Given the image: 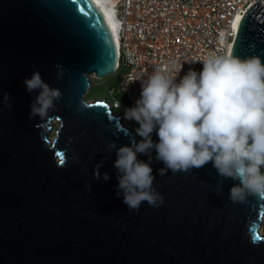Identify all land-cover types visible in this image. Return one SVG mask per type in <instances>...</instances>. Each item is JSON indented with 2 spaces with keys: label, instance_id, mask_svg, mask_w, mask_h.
<instances>
[{
  "label": "water",
  "instance_id": "obj_1",
  "mask_svg": "<svg viewBox=\"0 0 264 264\" xmlns=\"http://www.w3.org/2000/svg\"><path fill=\"white\" fill-rule=\"evenodd\" d=\"M240 23L231 55L264 63V11L255 3ZM116 54L92 0H0V264H264V199L232 203L240 181L221 177L211 161L161 176L153 148L163 202L128 210L114 162L120 147L139 142L105 98H84L88 76L113 74ZM36 70L62 93L44 120L30 118L40 90L24 84Z\"/></svg>",
  "mask_w": 264,
  "mask_h": 264
},
{
  "label": "clouds",
  "instance_id": "obj_2",
  "mask_svg": "<svg viewBox=\"0 0 264 264\" xmlns=\"http://www.w3.org/2000/svg\"><path fill=\"white\" fill-rule=\"evenodd\" d=\"M198 62L202 71L189 70L178 83L163 69L132 80L142 81L141 97L126 109L125 118L139 123L137 134L143 139L120 147L114 162L129 211L138 212L142 202L152 207L163 202L153 187V148L156 160L165 165L158 170L161 176L169 170L187 173L211 161L221 177L240 181L230 189L232 203H244L249 196L264 199V63L258 56L215 53ZM55 67L57 79H62V66ZM24 84L29 92L40 90L30 118L44 120L62 98L61 91L45 83L38 70ZM4 101L12 107L8 94ZM157 127L159 142L154 143L150 134ZM107 147L111 151L116 144L110 141ZM138 153L148 155V162L138 161ZM103 162L95 166L94 179H100ZM103 179L109 175L104 173ZM86 187L91 191V185Z\"/></svg>",
  "mask_w": 264,
  "mask_h": 264
},
{
  "label": "built area",
  "instance_id": "obj_3",
  "mask_svg": "<svg viewBox=\"0 0 264 264\" xmlns=\"http://www.w3.org/2000/svg\"><path fill=\"white\" fill-rule=\"evenodd\" d=\"M108 1L116 26L118 80L107 101L116 114L140 99L142 81L134 78L147 79L154 69H163L178 83L189 70L199 73L203 65L198 61L209 54H232L237 15L243 18L255 3L264 11V0Z\"/></svg>",
  "mask_w": 264,
  "mask_h": 264
},
{
  "label": "rangeland",
  "instance_id": "obj_4",
  "mask_svg": "<svg viewBox=\"0 0 264 264\" xmlns=\"http://www.w3.org/2000/svg\"><path fill=\"white\" fill-rule=\"evenodd\" d=\"M116 79H117V74L115 73L105 76L101 79L96 78L93 75L88 76L89 86L87 92L84 94V98L89 101L94 100L95 98H105L106 100L110 101L108 91L110 88L116 87L117 85ZM116 112L117 114L125 118V111L118 110ZM124 124L132 127L131 131L134 132L136 140L138 142H140L143 139V137L137 134V129L140 127L138 122H136L135 120H129L125 118ZM56 127H57V122H54V124L52 125V132H54ZM157 130L158 128H154L153 132L150 134L151 139L153 141H159ZM260 232L264 233V220H262Z\"/></svg>",
  "mask_w": 264,
  "mask_h": 264
},
{
  "label": "bare ground",
  "instance_id": "obj_5",
  "mask_svg": "<svg viewBox=\"0 0 264 264\" xmlns=\"http://www.w3.org/2000/svg\"><path fill=\"white\" fill-rule=\"evenodd\" d=\"M95 6L98 8L99 12L101 13L114 42L115 53L116 49V26L113 20L112 12H111V3L108 0H92ZM117 55V54H116Z\"/></svg>",
  "mask_w": 264,
  "mask_h": 264
},
{
  "label": "snow or ice",
  "instance_id": "obj_6",
  "mask_svg": "<svg viewBox=\"0 0 264 264\" xmlns=\"http://www.w3.org/2000/svg\"><path fill=\"white\" fill-rule=\"evenodd\" d=\"M80 10L83 11V9H80ZM242 20H243V18L241 16L237 15L236 18H235V22H234L233 26L236 27V28H241L242 27V24L240 22ZM99 106L100 107H103V108L108 107V105H105V104H101ZM55 155L57 157H59V163L61 165H63L65 163V154L62 151H57V152H55ZM259 218L260 219H264V210H262V211L259 212ZM257 228H258V225L256 223H253L251 225L249 231L252 232V233H255L256 230H257ZM252 239L254 241H256V240H259L260 237L258 235H253Z\"/></svg>",
  "mask_w": 264,
  "mask_h": 264
},
{
  "label": "trees",
  "instance_id": "obj_7",
  "mask_svg": "<svg viewBox=\"0 0 264 264\" xmlns=\"http://www.w3.org/2000/svg\"><path fill=\"white\" fill-rule=\"evenodd\" d=\"M118 80V76H117V79H116V82ZM117 99L121 102V103H125V98L124 96H118ZM261 172H264V167H261Z\"/></svg>",
  "mask_w": 264,
  "mask_h": 264
}]
</instances>
